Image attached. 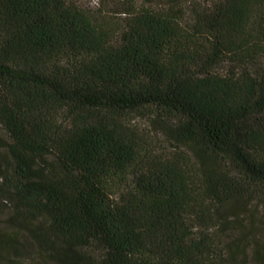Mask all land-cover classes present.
I'll return each mask as SVG.
<instances>
[{
    "label": "trees",
    "instance_id": "obj_1",
    "mask_svg": "<svg viewBox=\"0 0 264 264\" xmlns=\"http://www.w3.org/2000/svg\"><path fill=\"white\" fill-rule=\"evenodd\" d=\"M99 3L0 0V264H264V0Z\"/></svg>",
    "mask_w": 264,
    "mask_h": 264
},
{
    "label": "rangeland",
    "instance_id": "obj_2",
    "mask_svg": "<svg viewBox=\"0 0 264 264\" xmlns=\"http://www.w3.org/2000/svg\"><path fill=\"white\" fill-rule=\"evenodd\" d=\"M81 2L92 8H96L100 4L99 0H81ZM0 134H2L1 129H0ZM9 207H10L9 203H3L2 200L0 199V228L2 227V224L5 218L7 217V215L11 212ZM19 264H31V261L28 258H24L21 259V262L19 260Z\"/></svg>",
    "mask_w": 264,
    "mask_h": 264
}]
</instances>
